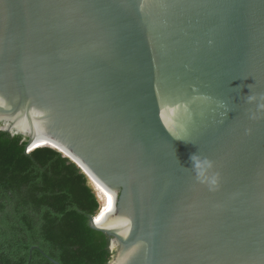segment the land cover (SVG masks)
<instances>
[{"label": "water", "instance_id": "95a60500", "mask_svg": "<svg viewBox=\"0 0 264 264\" xmlns=\"http://www.w3.org/2000/svg\"><path fill=\"white\" fill-rule=\"evenodd\" d=\"M0 130L93 177L109 264H264V0H0Z\"/></svg>", "mask_w": 264, "mask_h": 264}, {"label": "trees", "instance_id": "16d2710c", "mask_svg": "<svg viewBox=\"0 0 264 264\" xmlns=\"http://www.w3.org/2000/svg\"><path fill=\"white\" fill-rule=\"evenodd\" d=\"M27 144L0 130V264H109L110 240L90 226L102 203L87 175L55 149L27 154Z\"/></svg>", "mask_w": 264, "mask_h": 264}, {"label": "clouds", "instance_id": "9594fccd", "mask_svg": "<svg viewBox=\"0 0 264 264\" xmlns=\"http://www.w3.org/2000/svg\"><path fill=\"white\" fill-rule=\"evenodd\" d=\"M29 153H31V152H29ZM192 160H193L194 168L197 170L198 177H203L204 176L203 169H204L205 165H207L208 167H211V165L208 164L207 161L201 162L199 160V158H197L195 156L192 157ZM213 183H214V181H213Z\"/></svg>", "mask_w": 264, "mask_h": 264}, {"label": "bare ground", "instance_id": "6f19581e", "mask_svg": "<svg viewBox=\"0 0 264 264\" xmlns=\"http://www.w3.org/2000/svg\"><path fill=\"white\" fill-rule=\"evenodd\" d=\"M45 140H49V139H45ZM45 140H42V141H37V143H38V148H40L41 146H45L46 144H50L49 146H53V147H57V146H59L58 145V143H57V141H55V140H50V143L49 142H46ZM41 142V143H40ZM42 142H45V143H42ZM37 148V147H36ZM58 148V147H57ZM62 148V147H61ZM35 149V148H34ZM33 149V150H34ZM32 150V151H33ZM93 178V177H92ZM89 179L90 180V183H91V185H92V182H93V179ZM92 187H93V185H92ZM96 192V191H95ZM97 193V192H96ZM97 195H98V197H99V199L102 201V199H101V197H100V195H99V193H97ZM97 217V216H96ZM97 224L99 225V227H102V224H101V222H100V220H99V218L97 219ZM103 228V227H102Z\"/></svg>", "mask_w": 264, "mask_h": 264}, {"label": "built area", "instance_id": "2783aa9c", "mask_svg": "<svg viewBox=\"0 0 264 264\" xmlns=\"http://www.w3.org/2000/svg\"><path fill=\"white\" fill-rule=\"evenodd\" d=\"M30 151H28V153H29Z\"/></svg>", "mask_w": 264, "mask_h": 264}]
</instances>
